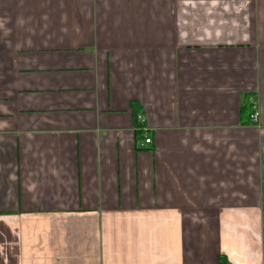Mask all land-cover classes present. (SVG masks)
<instances>
[{
  "label": "crops",
  "instance_id": "obj_1",
  "mask_svg": "<svg viewBox=\"0 0 264 264\" xmlns=\"http://www.w3.org/2000/svg\"><path fill=\"white\" fill-rule=\"evenodd\" d=\"M0 264H264V0H0Z\"/></svg>",
  "mask_w": 264,
  "mask_h": 264
},
{
  "label": "built area",
  "instance_id": "obj_2",
  "mask_svg": "<svg viewBox=\"0 0 264 264\" xmlns=\"http://www.w3.org/2000/svg\"><path fill=\"white\" fill-rule=\"evenodd\" d=\"M258 116V113H254V115H252V119L257 117ZM138 119L143 121L142 117L141 116H138ZM145 143H149L150 142V139L149 138H145L144 139Z\"/></svg>",
  "mask_w": 264,
  "mask_h": 264
},
{
  "label": "trees",
  "instance_id": "obj_3",
  "mask_svg": "<svg viewBox=\"0 0 264 264\" xmlns=\"http://www.w3.org/2000/svg\"><path fill=\"white\" fill-rule=\"evenodd\" d=\"M245 104L247 105V103H245ZM245 104L243 103V105H241V107H240L241 112H243V111L245 110V108L247 107ZM243 123H244V122H243Z\"/></svg>",
  "mask_w": 264,
  "mask_h": 264
}]
</instances>
